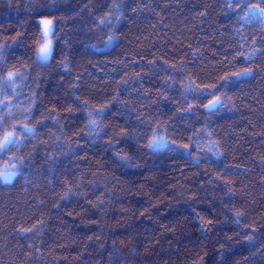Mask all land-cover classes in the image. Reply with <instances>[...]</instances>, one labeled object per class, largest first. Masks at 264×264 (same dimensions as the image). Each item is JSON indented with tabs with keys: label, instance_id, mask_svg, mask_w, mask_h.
I'll return each instance as SVG.
<instances>
[{
	"label": "clouds",
	"instance_id": "clouds-1",
	"mask_svg": "<svg viewBox=\"0 0 264 264\" xmlns=\"http://www.w3.org/2000/svg\"><path fill=\"white\" fill-rule=\"evenodd\" d=\"M0 264H264V0H0Z\"/></svg>",
	"mask_w": 264,
	"mask_h": 264
},
{
	"label": "snow or ice",
	"instance_id": "snow-or-ice-1",
	"mask_svg": "<svg viewBox=\"0 0 264 264\" xmlns=\"http://www.w3.org/2000/svg\"><path fill=\"white\" fill-rule=\"evenodd\" d=\"M45 23L47 24V23H49L48 21H45ZM216 100H218L219 98L217 97V98H215ZM215 101H211L210 103H214Z\"/></svg>",
	"mask_w": 264,
	"mask_h": 264
}]
</instances>
